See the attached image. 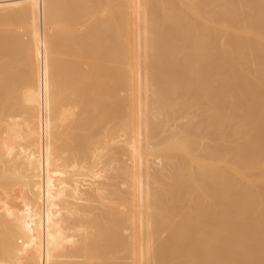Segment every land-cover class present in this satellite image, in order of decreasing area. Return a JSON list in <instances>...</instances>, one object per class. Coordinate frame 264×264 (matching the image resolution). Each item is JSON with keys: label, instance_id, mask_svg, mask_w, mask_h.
Here are the masks:
<instances>
[{"label": "bare ground", "instance_id": "6f19581e", "mask_svg": "<svg viewBox=\"0 0 264 264\" xmlns=\"http://www.w3.org/2000/svg\"><path fill=\"white\" fill-rule=\"evenodd\" d=\"M0 264H264V0H0Z\"/></svg>", "mask_w": 264, "mask_h": 264}, {"label": "rangeland", "instance_id": "374dc122", "mask_svg": "<svg viewBox=\"0 0 264 264\" xmlns=\"http://www.w3.org/2000/svg\"><path fill=\"white\" fill-rule=\"evenodd\" d=\"M17 25L20 26L19 24H16V25H15L16 28L18 27ZM21 26H22V28H21ZM21 26H20L21 30H22V29L25 30L23 24H21ZM18 28H19V27H18ZM19 30H20V29H19ZM23 30L20 31L21 34H22ZM17 31H18V30H17ZM18 32H19V31H18ZM25 33H26V32H25ZM25 35H26L25 37H27V33H26ZM23 36H24V35H23ZM25 37H24V38H25Z\"/></svg>", "mask_w": 264, "mask_h": 264}]
</instances>
